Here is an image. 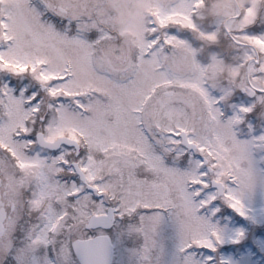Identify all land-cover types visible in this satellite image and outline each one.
Returning a JSON list of instances; mask_svg holds the SVG:
<instances>
[{"label": "snow or ice", "instance_id": "snow-or-ice-1", "mask_svg": "<svg viewBox=\"0 0 264 264\" xmlns=\"http://www.w3.org/2000/svg\"><path fill=\"white\" fill-rule=\"evenodd\" d=\"M136 16L0 0V264H264V36L242 37L223 96L253 102L227 117L173 30L191 17Z\"/></svg>", "mask_w": 264, "mask_h": 264}, {"label": "rangeland", "instance_id": "rangeland-1", "mask_svg": "<svg viewBox=\"0 0 264 264\" xmlns=\"http://www.w3.org/2000/svg\"><path fill=\"white\" fill-rule=\"evenodd\" d=\"M106 2L115 15L117 24L122 23L129 30L138 27L140 21L136 13L139 0H106ZM195 3L196 0H170V4L177 11H185L191 17L195 30L173 27H176V34L180 39L188 37L194 40L186 41L195 52L192 60L200 67L207 69L200 81L201 86L210 95L220 98L224 90L229 87L230 69L241 65L247 56L252 55L251 48L243 43L242 37L244 35L264 36V0H202L199 7H193ZM244 22L248 23L245 31L241 32L240 25ZM208 34L216 36L215 42L202 38L203 35ZM234 36L240 37L241 43H237L233 39ZM229 50L231 51L226 54V57L219 54ZM188 71L191 75L195 69L189 65ZM234 97L240 102L229 105V100ZM241 97L238 90L230 96H223L219 107L227 117L232 115L234 106L252 104V100L242 101ZM252 122L259 135L264 130V113H259ZM240 132L242 136H246L248 129L242 127Z\"/></svg>", "mask_w": 264, "mask_h": 264}, {"label": "flooded vegetation", "instance_id": "flooded-vegetation-1", "mask_svg": "<svg viewBox=\"0 0 264 264\" xmlns=\"http://www.w3.org/2000/svg\"><path fill=\"white\" fill-rule=\"evenodd\" d=\"M0 79H1L0 84H2L4 82V80H5L4 75L0 74ZM2 192H3V190H0V195H2Z\"/></svg>", "mask_w": 264, "mask_h": 264}]
</instances>
